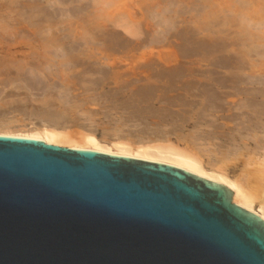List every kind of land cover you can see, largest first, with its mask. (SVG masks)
<instances>
[{"label":"water","instance_id":"obj_1","mask_svg":"<svg viewBox=\"0 0 264 264\" xmlns=\"http://www.w3.org/2000/svg\"><path fill=\"white\" fill-rule=\"evenodd\" d=\"M0 264H264V221L169 165L0 135Z\"/></svg>","mask_w":264,"mask_h":264},{"label":"rangeland","instance_id":"obj_2","mask_svg":"<svg viewBox=\"0 0 264 264\" xmlns=\"http://www.w3.org/2000/svg\"><path fill=\"white\" fill-rule=\"evenodd\" d=\"M175 2L176 6L174 7ZM164 6H167V8L169 6L173 9H167ZM164 9H167V12L170 13L167 14L170 17L165 14L166 10ZM152 10L155 12L159 10V12H157L158 14L163 10L162 13L166 15V18L168 17L171 19L173 16L174 19H172L171 23H168V25L166 23L163 25L165 28H167L166 30L164 27L160 28V32L162 30L164 31V34L162 32L164 38L162 37V39L159 36V39L162 41H159L158 43L155 42L151 46L149 45L153 39H151V36L154 37L158 29L154 26L157 18L154 19L155 16H151L150 12H152ZM170 10L178 11V15L176 12L173 14V12H170ZM98 16L99 20L97 17L93 19L91 18L92 20L89 21L90 23H87L91 27L87 25L86 27L84 26V28L82 27V29L73 28L74 31L71 32L74 34L76 29L75 33L77 34L76 36L74 34V39L77 40L76 38L79 37L80 39L83 38V41H85V38L83 37L85 35L86 40L87 37H89L87 40L88 42H90V40L93 38L96 41L93 39L91 42L95 43L101 41V47L102 44H104L103 49L104 47L107 49V46L110 45V48L108 47L110 50L107 49L106 51L104 49L105 55L103 56L102 53V56L100 57H105L106 53L109 52V54L111 53L112 57L107 53L108 58L109 56L112 58V60L114 57L115 59L117 58V60L114 59L113 62H120V66H127L128 64L130 67L131 65L126 61L122 62L123 59L133 61V63H131L132 67L134 68V72L132 71L131 73L130 70H126L128 67H125V69L124 66H119L120 69L116 70L118 67L116 63H114L116 73L118 70V73L121 72L123 70L122 68H124L127 73L124 74L126 71L123 70V73L121 72L123 75L119 73L121 74V77H119L120 75L118 73L116 77H112V75L115 74V70H111L114 72V74L108 72H106V74L104 72L100 73L98 70L97 71L99 73L96 74V70L95 72L94 70L93 72L92 70H88L87 72L84 71V67L78 68L77 66V68H71L73 70L69 69L71 71L65 69V71H68V75H66L63 69L62 72L66 75V77H62L61 75V78L58 76L60 74H58L57 76L61 78V80L54 77L55 79L53 78L52 81L59 80L63 82L66 79V83H63L67 85L70 84V86L73 85L72 88L75 86V88L72 89V94H74V97L77 96L76 98L78 99L75 98L76 103H72L71 105L64 107L59 103L58 100H56V106L53 108H47L41 101H51V99L55 100L56 98L54 99V97H51V95L41 96L40 92H33L31 94L25 90L16 89L13 86H7L4 88L2 85L5 83L6 77L0 76V123L7 124L8 126L10 125V127L12 126L14 128L16 127L23 129H29L30 127L33 128L34 126L38 127V125L41 127L43 124L40 123H43L42 121H47V119L45 120V118L42 117V119H44L40 120L41 117H38L37 115L39 113L38 111H41L43 108L52 111L55 109L54 111H59L63 115H65L63 113L65 112L66 116H69L68 119L70 118V120L78 119L79 121L84 122V119L92 117V121L94 120L93 123L90 122L91 120L89 122L86 120L85 123L82 122L81 125V122L78 121V125L80 123L79 126L83 127V129H80L78 126L81 131L76 127L77 125H73L76 127L74 128L71 126L72 124H69V129L67 130H69V132H72L71 130H79L78 132H89V130H91L94 134H96L98 139L104 140V138L110 137L108 134L111 133L113 128L116 129L117 127V124L115 123H111L110 126L109 122L117 121L118 117H124L128 118L129 120L125 126H119L118 124V127L122 128V131L124 132L122 133L123 135H128L130 133L131 136H128V138L134 141L137 136H152L154 133L153 131L156 133H165L167 136L171 137L170 139L174 143L177 142L178 137L189 139L191 137L199 138L202 136L198 142L200 147L209 151L212 148L211 150L213 151L215 146L219 145L221 140L217 137H214L210 140V133H230L231 129L236 128L234 126L235 121L233 122L229 116L234 111V109H232L234 108L233 106L238 104V102H240L244 97V95L239 96L235 94L238 92L237 90L246 88L250 89L254 87L263 88V85L251 84L250 81L247 82L246 79L248 77L264 78V0H116L115 8L109 10L108 12L99 14ZM152 17L154 20H152ZM130 21L134 23L131 26L136 24L135 27L137 28L134 29L131 27L132 30L129 33L127 30H129L130 27ZM127 23L130 24L126 25ZM258 30L259 32H257ZM153 33L155 34L153 35ZM69 36H71L70 33ZM71 37H73V35ZM71 37L69 40L72 39ZM150 39L151 42L149 41ZM105 44L108 45L106 46ZM37 48L38 51H40L39 46ZM100 50L101 52H104L102 48ZM98 52L96 54L100 55L101 53ZM118 59L120 61H118ZM38 60L39 59H37L38 63L36 60L31 59H27L26 61L24 60L22 62L23 64H25V62L27 64H39L40 62V64L43 63V66L45 65V59H43L44 62L43 60L42 62ZM133 64L134 66L136 65L135 67H138L137 69L140 71H138L133 66ZM135 70L138 72H135ZM62 72L60 73L62 74ZM178 72L180 73V76L178 75L179 77L175 78L176 80H170L169 76ZM102 73L105 76L107 74L110 76L104 77ZM136 73L139 74L136 75ZM225 75L226 77H224ZM228 76L230 79L234 80H230V82H225L223 84V82H221L222 78L228 79ZM110 78L112 80L114 78V84H111L112 80H110ZM103 79L108 80L110 83L106 82L107 84L105 83L106 85H103ZM201 80L202 82H200ZM67 82H69V84ZM108 84L110 85L108 86ZM236 85L238 86L236 87ZM74 89L77 91H73ZM148 90L152 91L151 93L153 94H151L149 97L146 95L145 98L144 94ZM82 97L85 101L87 99L86 102H88V104L85 103L86 105H81L85 102ZM79 99H82L83 101L81 104H79L81 101ZM37 108L40 109L38 110ZM34 112H37L35 116ZM87 113H90L89 117L85 118ZM82 116H84L83 119L80 118ZM108 117H110L109 120L107 119ZM47 123L48 124L44 123V126H49V122ZM84 126H88V129L85 130L86 128ZM217 127L219 129H217ZM91 128H94L96 133L93 131L94 129ZM112 132L114 133V131ZM127 135L125 136L127 137ZM132 137L136 138L133 139ZM215 138L216 140H214ZM216 142H218V144ZM180 143L182 144V142ZM257 151V155H254L253 158L264 159V149ZM243 154H240L237 157V160L233 165V167H235L230 168L231 175L235 174L234 176H236L240 173V169H251L255 166H245L246 159L248 160V158L246 153Z\"/></svg>","mask_w":264,"mask_h":264},{"label":"bare ground","instance_id":"obj_3","mask_svg":"<svg viewBox=\"0 0 264 264\" xmlns=\"http://www.w3.org/2000/svg\"><path fill=\"white\" fill-rule=\"evenodd\" d=\"M173 4H172V6H173ZM115 5H116V0H0V76L6 77L5 83L2 86H4V88L7 86H13L16 89H22V90H25L31 94L33 92L34 93L40 92L41 96L51 95V97H54V99L55 98L56 99L55 100L51 99V101L45 100V101H41V102L47 108H53L56 106V103H57L56 100H58L59 103L64 107V106L71 105L72 103H76L75 100L78 99V98H76L77 96L74 97L73 96L74 94H72L73 93L72 89L75 88V86L72 88L73 85L70 86L69 82H67L69 85L64 84L63 82L66 81L65 78H64L65 81H63V82L59 81V80H61V78L63 76L66 77V75H68L67 74L68 71H65V69L66 70L67 69L69 70L71 68L74 69V67L77 68V66H78V68L84 67V71H87V72H88V70L89 71L92 70V72H93V70H94V72H95V70L96 71L98 70V71H100V73L104 72L105 74H106V72L113 73V74L115 72L116 75L115 74L114 75L111 74V75H112V77H116L117 73L119 71L118 70L116 73V70L120 69V67H123L124 65L120 66V62H117V63L113 62L115 57L112 60V58H110V56L112 57V55H111V53L109 54V52H107L110 55L109 58H108L107 53H106L105 57H100V56H102V53H103V56L105 55L104 54L105 50L107 51V49L110 45L107 46L108 44L107 45L105 44L107 46V49H105V47H104V49H105L104 50L103 49L104 44H102V47L100 45L101 41L95 42V43L91 42V41H93V39H94L93 38L92 40H90V42H88L87 40L89 37H87V40H86L85 35L83 36L85 38L84 39L85 41H83V38H81L82 39V41H81V39L79 37L76 38L77 40H75L74 38L77 35L75 33L76 29L74 32L75 36L72 33L74 31L73 28H81L82 29V27L84 28V26L86 27L87 25L89 27H91L89 24H87L90 20H92L93 18H96V17L98 19L99 14H102V13L108 12L109 10H112L113 8H115ZM169 6H170V4H169ZM169 6H168V8H171ZM175 6H176V2L174 4V7ZM165 8H167V6ZM167 9H164V10H166V13H165L166 15L170 14L169 12H167ZM171 9H173V8H171ZM157 12H159V10H157ZM157 12H155L154 10H152V12H150L151 16H153V17L155 16L154 19L157 18V21L154 23V26L158 28L157 32H156L157 35L155 33H153V35L155 34L156 36L155 35H154V37L151 36V39L153 38L152 42H151V39L149 40L151 42V44H149V43L148 44L151 46L155 42L158 43L159 41H162L159 39V36L162 38L164 31L161 29L162 31L160 32L159 31L160 28H163L164 27L163 25L165 23L168 25V23H171V20L174 19L173 16L171 19L168 18V17H170L169 15H167L168 17L166 18V15L164 13H162L163 10L160 11L161 13H159V14ZM170 12H173V14H175L174 12H176L178 15V11H174V10L171 11L170 10ZM186 12H187V10H186ZM154 14H156V15H154ZM161 14H163L164 16ZM88 17H90V18H88ZM153 17H152V20H154ZM163 17H165V18H163ZM129 18H130V16H129ZM132 19H134V18H132ZM92 23H91V25H92ZM261 23H262V21H261ZM129 24L127 23L126 25H129ZM132 24H134V23L131 22L130 27L125 26V27H129V30H127L129 33L132 30V28H134V29L137 28V27H135L136 24L134 26H131ZM170 27H171V25H170ZM88 28H86V29H88ZM122 28H123V26H122ZM250 28H251V26H250ZM166 29L167 28H165V30ZM172 29H173V27H172ZM77 30H79V29H77ZM170 31H172V30H170ZM263 31H264V29H263ZM162 32H163V34H162ZM257 32H259V30ZM69 33L71 36L73 35V37L69 36ZM135 33H136V31H135ZM151 35H152V33H151ZM70 37L72 38L71 40H69ZM94 41H96V40L94 39ZM97 41H99V40H97ZM149 41H147V42H149ZM38 46H39L40 51H38V48H37ZM98 48H100V49L102 48V50H104V52H101V50ZM96 49L101 53L100 55L96 54L98 52ZM108 50H110V49H108ZM92 51L94 54L92 53ZM95 54L97 55V57ZM98 55H99V58H98ZM27 59L36 60V62H37V59H39L41 62L43 59H45V65L43 66V63L40 64V62H39V64H37L38 62L32 63V64L31 63L27 64L25 62V64H23L22 61H24V60L26 61ZM115 60H117V58ZM118 61H120V60L118 59ZM124 61H126L127 63L129 62V64H131L130 67L127 64V66L125 65L124 68L128 67V69H126V68L125 69L130 70L131 73H132V71L134 72V68L132 67L133 61H128L127 59L126 60L123 59L122 62H124ZM28 62H30V61H28ZM43 62H44V60H43ZM122 62H121V64H122ZM114 63H116L118 66L116 68V70H115ZM151 64H154V63H151ZM147 65H148V63H147ZM133 66H134V64H133ZM124 68H122V69L124 71H126ZM73 69H71V70H73ZM62 70L64 71V73L66 75L62 72ZM71 70H69V71H71ZM111 70H115V71L112 72ZM123 70L121 71L122 73H123ZM98 71L95 73L98 74L99 73ZM138 71H140V70H138ZM138 71L135 70V72H138ZM60 72H62V74ZM121 72H119V73H121ZM143 72H144V70H143ZM125 73H127V71L124 72V74ZM165 73H166V71H165ZM58 74H60V75H58ZM91 74H94V73H91ZM121 74H119L120 76L119 75L118 76L121 77ZM138 74L136 73V75H138ZM179 74L180 73L178 72V73H174L170 76L168 74V76H169L170 80H174L175 78L180 76ZM57 75L60 77L62 75V77L59 78ZM102 75H104V74L102 73ZM101 76H100V78H101ZM106 76H110V75L107 74ZM106 76L104 75V77H106ZM54 77L59 78V80H57V81H59L60 83L57 81H54V80H53L54 81L53 82L52 79ZM219 77H220V75H219ZM224 77H226V75ZM111 78H110V80H112ZM238 79H239V77H238ZM108 80H104L103 85L106 82L110 83ZM113 80H114V78H113ZM113 80H112L111 84H114ZM222 80H221V82H223V84H224L225 82L226 83L230 82V80H232V79H230V77H229L228 79L222 78ZM246 80H247V82L250 81L251 84L263 85V88L254 87V88H250V89L246 88V89L237 90L238 92L235 94H237L239 96L244 95V97L240 102H238V104L233 106L234 108H232V109H234V111L229 116L233 120V122L235 121L234 126L236 128L231 129L230 133L218 132L216 134L214 133L215 135L210 133V140L213 139L214 137H217L218 139L221 140L219 145H217V146L214 145L215 149L213 151L211 150L212 148L209 151L205 148L200 147L198 142L202 136L201 137L198 136L199 138L191 137L189 139L184 138V137H182V138L178 137L177 142L174 143L170 139L171 137L167 136L165 133H158V132L156 133L155 131H153L154 133L152 136H146L144 134L146 137H142V136H140V137L137 136V138L132 137L133 139L136 138L134 141V140L128 138V136H131V134L129 132H128L129 133L128 135L125 134V135H127V137H126L125 135L122 134V133H124L122 131V128L118 127V124H119V126H121V125L125 126V124L129 120L128 118H124V117H118L117 121L109 122L110 126H111V123L112 124L115 123V124H117V127H116V129L113 128L114 130L112 129V131H114V133L110 130L111 133L108 134V135H110V137H107L104 134L105 133L104 132L103 134L107 138H104V140L103 139L100 140L96 137V134H94L91 130H89V132L88 131L87 132L86 131L85 132L84 131L78 132L81 128L83 129V127L79 126L80 123L78 125V121H79L78 119L77 120H70V118L68 119L69 116H66L65 112H63L65 114V115H63L59 111L58 112L54 111L55 109L52 111V110L44 109V108L43 109L41 108L42 109L41 111H38L40 108L39 109L37 108L38 109L37 111L39 112L38 114H37V112H34L35 114L33 113L34 116L37 114L38 117H41L40 120H43L44 118H45V120L47 119V121H45V122L42 121L43 123H40V124H43V125H41V127H39V125H38V127L34 126L33 128L30 127L29 129H25V128L23 129V128H16V127L14 128L12 126L10 127V125L8 126L7 124L0 123V135L1 136L16 137V138L31 139V140L40 141V142H43V143H46L49 145L59 146V147H68L71 149L95 151V152H99V153L102 152L103 154L112 155V156L127 157V158H131V159H137V160H142V161H148V162H153V163H160V164H164V165H169V166L181 169L183 171H186V172H188L194 176H197L199 178H202L204 180L210 181L212 183H215L217 185H221V186L227 188L232 193V202L234 204H236L239 207L249 211L252 214L257 215L260 219H262L264 221V159L263 158H258V159L253 158L254 155L255 156L257 155V152H258L257 150L264 149V143H263L264 142V78L248 77ZM200 82H202V80ZM240 82H242V81H240ZM115 84H116V82H115ZM109 85L110 84H108V86ZM237 86L238 85H236V87ZM223 87H225V86H223ZM73 91H77V90L74 89ZM86 91H88V90H86ZM151 92L152 91L148 90L144 94V97L146 98V95L149 97L151 94H153ZM39 96H40V94H39ZM239 98H241V97H239ZM79 100H81V101H80V103L79 102L78 103L81 104V102H83V101H82V99H79ZM79 100H77V101H79ZM83 100H84V98H83ZM73 101H75V102H73ZM86 101H87V99H86ZM86 101L84 102V104H81V105L88 104V102H86ZM34 110H36V109H34ZM89 112H91V111H89ZM89 114L87 113L86 116L84 115L85 118L89 117ZM6 115H7V113H6ZM84 116H82L80 118L83 119ZM91 116H92V113H91ZM42 117H44V118L42 119ZM91 118L89 117V118L84 119V120L85 121L87 120V122H89L91 120L90 122L93 123L94 120L92 121ZM95 119H97V118H95ZM107 119L109 120L110 117H108ZM85 121L84 122L79 121V122H81V125H82V122L85 123ZM47 122H49V126H44V123L48 124ZM131 122H133V121H131ZM66 124H67V126H66ZM69 124H72L71 126L77 125L76 127L78 129L80 127V129L75 130V131L71 130L72 132H69V130H67V129H69ZM89 124H91V123H89ZM83 125H85V124H83ZM87 125H88V123H87ZM96 125H98V124H96ZM93 126H95V125H93ZM76 127H74V128H76ZM84 127L86 128V129L84 128L85 130L88 129V126H84ZM70 129H73V128H70ZM91 129H94V128H91ZM217 129H219V128L217 127ZM93 131L95 132L96 130L94 129ZM159 132H160V130H159ZM220 133H221V135H220ZM111 134H113V135H111ZM150 134H148V135H150ZM219 135H220V137H219ZM221 136H222V138H221ZM214 140H216V138ZM180 142H182V144ZM216 143L218 144V142H216ZM243 153H246L247 158H248V160L246 159L245 166H247V167H252V165H255V166L251 169L250 168L249 169H244V168L240 169V173L238 172L239 174L236 176H234L235 174L231 175V169L230 168L233 167L235 161L237 160V157L240 154L242 155ZM258 157H260V156H258ZM236 170H238V169H236Z\"/></svg>","mask_w":264,"mask_h":264}]
</instances>
